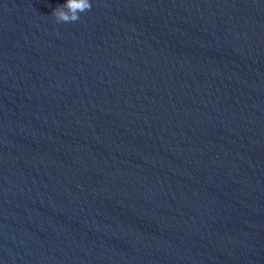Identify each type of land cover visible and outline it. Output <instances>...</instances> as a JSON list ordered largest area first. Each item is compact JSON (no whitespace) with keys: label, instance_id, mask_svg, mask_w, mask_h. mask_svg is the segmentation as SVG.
<instances>
[{"label":"clouds","instance_id":"9594fccd","mask_svg":"<svg viewBox=\"0 0 264 264\" xmlns=\"http://www.w3.org/2000/svg\"><path fill=\"white\" fill-rule=\"evenodd\" d=\"M91 0H66V3L53 9L52 15L58 23H71L80 20V14L91 10Z\"/></svg>","mask_w":264,"mask_h":264}]
</instances>
